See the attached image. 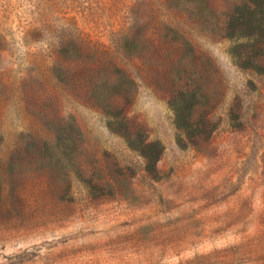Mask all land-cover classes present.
<instances>
[{
	"label": "rangeland",
	"instance_id": "obj_1",
	"mask_svg": "<svg viewBox=\"0 0 264 264\" xmlns=\"http://www.w3.org/2000/svg\"><path fill=\"white\" fill-rule=\"evenodd\" d=\"M69 1L0 0V159L5 165L30 133L51 139L25 109L32 102L25 82L35 76L42 83L38 93L44 86L47 95H57L60 112L82 127L92 183L71 173L63 193L57 185L65 183L48 182L27 167L15 185L3 171L0 264H264V75L237 68L227 40L174 18L217 64L223 93L209 115L210 134L190 145L178 141L173 113L147 80L146 64L117 56L138 84L129 116L163 146L156 172L148 174L142 156L105 128L103 115L50 75L61 30L111 52L114 30L125 20L119 0ZM89 1L117 12L90 17ZM145 1L167 18L163 0ZM45 6L56 21L45 14L43 23ZM36 26L39 33L32 32ZM101 178L105 186H92Z\"/></svg>",
	"mask_w": 264,
	"mask_h": 264
},
{
	"label": "trees",
	"instance_id": "obj_2",
	"mask_svg": "<svg viewBox=\"0 0 264 264\" xmlns=\"http://www.w3.org/2000/svg\"><path fill=\"white\" fill-rule=\"evenodd\" d=\"M127 1L130 0L118 2L117 11L122 12L125 20L114 30L115 55L108 47L93 49L73 31L61 30L54 44L57 57L50 63L49 71L53 81L69 90L76 100L97 109L103 115L105 128L121 136L130 149L138 152L144 159V169L152 174L156 172L163 146L159 140L150 139L143 122L129 116L138 84L117 56L146 64L147 80L164 93L173 113L178 141L187 139V144L195 145L210 134V112L223 97L220 70L209 55L199 53L189 34L174 18L178 21L186 18L204 34L227 40L228 55L237 68L264 75V0H163L165 16L170 20L159 18L152 7L146 8L145 0H133L126 9ZM78 5H83L82 0H78ZM93 5L89 1L90 17H96L97 10L117 12L106 3L97 1L94 8ZM46 8L42 13L43 23H46L45 14L56 21L58 17ZM37 30L38 26L32 32ZM25 84L32 98L25 109L51 132V139L46 141L30 133L5 165L0 159V200L4 199L1 176L8 170V181L15 185L23 167L47 176V181L53 184L65 183L64 187L57 185L63 193L69 190L71 173L91 185V180H86L83 130L77 118L64 116L57 104L58 96L47 95L46 87L39 94L42 83L35 76H29ZM94 183L105 186L107 182L101 178L92 186Z\"/></svg>",
	"mask_w": 264,
	"mask_h": 264
}]
</instances>
